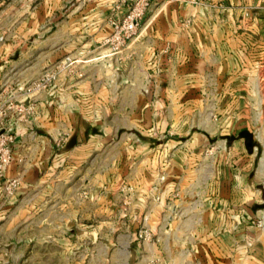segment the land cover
Returning a JSON list of instances; mask_svg holds the SVG:
<instances>
[{"label":"rangeland","instance_id":"1","mask_svg":"<svg viewBox=\"0 0 264 264\" xmlns=\"http://www.w3.org/2000/svg\"><path fill=\"white\" fill-rule=\"evenodd\" d=\"M156 2L0 0V264H123L172 225L236 221L223 195L255 151L227 148V60L149 62Z\"/></svg>","mask_w":264,"mask_h":264},{"label":"crops","instance_id":"2","mask_svg":"<svg viewBox=\"0 0 264 264\" xmlns=\"http://www.w3.org/2000/svg\"><path fill=\"white\" fill-rule=\"evenodd\" d=\"M155 5L134 48L143 47L151 63L167 48L182 68L198 69L200 63L214 62L216 54L226 58L227 132L239 138L227 148L255 151L254 157L239 159L240 166L254 165V173L249 180L237 170L235 178L247 180L239 181L233 198L223 195L227 214L237 215L235 222L192 225L188 239L172 225L156 243L129 246L123 264H264V225L259 229L241 220L249 205L264 216V0H158ZM94 35L100 42L102 36ZM251 134L255 143L246 141Z\"/></svg>","mask_w":264,"mask_h":264}]
</instances>
